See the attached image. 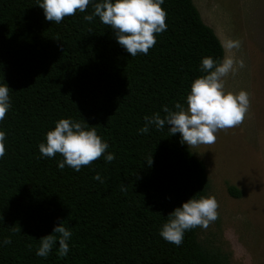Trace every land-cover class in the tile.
Segmentation results:
<instances>
[{
	"label": "trees",
	"instance_id": "obj_1",
	"mask_svg": "<svg viewBox=\"0 0 264 264\" xmlns=\"http://www.w3.org/2000/svg\"><path fill=\"white\" fill-rule=\"evenodd\" d=\"M39 3L0 0V85L8 84L11 99L0 121V264H226L198 241V227L180 246L161 237L168 215L207 197L209 181L179 133L170 135L167 125L139 132L146 115L187 106L191 84L205 74L202 59L224 56L193 0H164L167 30L136 57L99 17L84 19L91 5L56 24ZM62 118L95 128L115 159L61 170L63 157H45L39 145ZM62 222L72 232L68 255L59 257L57 242L47 258L37 256L41 237Z\"/></svg>",
	"mask_w": 264,
	"mask_h": 264
},
{
	"label": "clouds",
	"instance_id": "obj_2",
	"mask_svg": "<svg viewBox=\"0 0 264 264\" xmlns=\"http://www.w3.org/2000/svg\"><path fill=\"white\" fill-rule=\"evenodd\" d=\"M163 3L164 0H42L38 5L44 10L45 18L56 24L65 17L75 16L77 12H86L91 5L92 12L84 19L91 22L94 17H99L114 32L119 45L131 57H136L138 54L147 55L156 45L157 35L167 30L168 13L162 7ZM221 47L224 50L221 60L212 57L202 59L201 71L205 74L191 84L186 98L187 106L176 102L175 110L163 106L166 114L163 117L160 112L146 115L140 133H148L152 126L163 130L167 125L170 135L179 133L181 143L192 149L216 143L217 133L244 122L251 107V94L244 89L233 92L226 87V78L236 76L247 66L245 59L237 56L242 41L228 38L221 41ZM10 108V87L8 84L0 85V121L6 118ZM5 141L6 132L0 130V158L6 155ZM108 148L109 144L102 140L95 128L88 129L87 125L70 118L57 121L55 128L47 132L46 143L39 145L43 156L52 158L59 154L63 157L58 164L61 170L67 165L77 172L102 156L111 163L115 154H106ZM147 162L149 166L152 165V155ZM94 179L104 182L99 173ZM126 190L121 188V191ZM219 207L215 196L191 198L168 215L160 235L167 242L180 246L186 231L197 227L207 230L219 218ZM71 236V230L63 222L59 223L51 234L41 237L36 255L47 258L58 242L57 254L61 258L66 257ZM11 242L10 237L2 241L4 245ZM28 248L31 249L32 245L29 244Z\"/></svg>",
	"mask_w": 264,
	"mask_h": 264
},
{
	"label": "rangeland",
	"instance_id": "obj_3",
	"mask_svg": "<svg viewBox=\"0 0 264 264\" xmlns=\"http://www.w3.org/2000/svg\"><path fill=\"white\" fill-rule=\"evenodd\" d=\"M193 2L220 41H242L237 56L247 66L226 78V87L251 94L241 125L217 133L210 146L190 149L205 164L207 197L220 205L219 218L207 230L198 227L197 239L226 264H264V0ZM229 186L239 190L237 197Z\"/></svg>",
	"mask_w": 264,
	"mask_h": 264
}]
</instances>
